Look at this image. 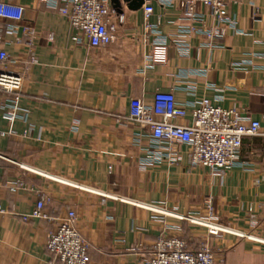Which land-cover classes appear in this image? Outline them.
I'll return each instance as SVG.
<instances>
[{
  "label": "crops",
  "instance_id": "obj_1",
  "mask_svg": "<svg viewBox=\"0 0 264 264\" xmlns=\"http://www.w3.org/2000/svg\"><path fill=\"white\" fill-rule=\"evenodd\" d=\"M7 1L23 7L21 22L34 32L38 62L23 78L25 119H16L9 132L0 116V203L7 210L0 214V264H63L45 245L53 218L69 208L90 243L88 264H142L148 246L165 233L193 249L207 239L222 264H264L262 134L243 138L242 165L215 173L189 166L186 144L175 145L171 162L164 148L151 150L147 137L135 139V125L117 120L128 114L132 97L150 105L156 90H171L187 108L179 122L191 121L190 109L204 96L258 119L264 132V0L229 1L234 24L214 46L202 45V35L175 37L187 22L182 0H145L154 28L146 37L142 4L130 9L120 0L111 20L122 13L124 21L113 42L98 48L71 39L68 19L53 2ZM155 41L167 43L164 64L145 58ZM24 48L7 46L11 57ZM17 178L27 188L3 184ZM39 194L48 197L44 211L52 219L22 220ZM207 197L217 235L176 216L206 213ZM252 215L259 224H251Z\"/></svg>",
  "mask_w": 264,
  "mask_h": 264
},
{
  "label": "built area",
  "instance_id": "obj_2",
  "mask_svg": "<svg viewBox=\"0 0 264 264\" xmlns=\"http://www.w3.org/2000/svg\"><path fill=\"white\" fill-rule=\"evenodd\" d=\"M53 2L59 12L66 16L73 31L71 39L76 43H85L91 48L107 47L115 39L117 25L124 21L122 13H116V22L111 19L115 14L110 0H40ZM231 0H182V24L175 37L202 35V45L214 46L216 39L223 36L234 20L228 14V3ZM58 3L60 6L58 7ZM144 36L154 30L148 21L152 6L143 0ZM24 9L18 3L0 0V116L6 121L9 132H12L16 119H25L26 111L19 105L23 78L30 65L38 62L35 54L36 38L31 27L23 24ZM212 19L211 24H206ZM194 22H198L195 24ZM178 44L183 41L177 40ZM23 44L25 48L16 57H11L7 46ZM145 58L152 63L164 64L167 61V43L151 42ZM191 121L179 122L187 115V108L169 91L156 90L152 103L147 105L138 97H132L129 111L118 121L135 125L139 132L136 140L142 136L151 141V150L164 148L165 157L173 162L177 159L175 145H187V159L191 167H207L215 173L242 165L240 149L246 136L263 135L262 125L258 119L242 116L236 107L223 108L214 105L202 96L190 109ZM3 133V132H1ZM2 183L0 182V185ZM3 184L11 191L27 188L22 178L6 180ZM48 197L39 194L29 214L21 215L22 220L30 217L52 219L44 211ZM204 214H176L178 219L207 228V232L217 235L221 228L212 221L215 212L211 197L204 203ZM264 208V202L261 204ZM7 210L0 203V214ZM77 214L69 208L65 215L53 218L54 226L48 232L46 248L51 255L63 264H88L89 241L82 235L77 226ZM264 224V219L263 221ZM252 225L259 224L252 215ZM179 225H174L178 228ZM237 235L262 240L251 234L239 232ZM263 241V240H262ZM139 247H134L137 250ZM142 264H222L217 262L207 239L199 242L198 247H189L187 241L178 235L161 234L148 246Z\"/></svg>",
  "mask_w": 264,
  "mask_h": 264
},
{
  "label": "water",
  "instance_id": "obj_3",
  "mask_svg": "<svg viewBox=\"0 0 264 264\" xmlns=\"http://www.w3.org/2000/svg\"><path fill=\"white\" fill-rule=\"evenodd\" d=\"M122 1H124L130 9H138L143 3V0H122ZM110 2L113 8L118 9L120 5V0H110Z\"/></svg>",
  "mask_w": 264,
  "mask_h": 264
}]
</instances>
